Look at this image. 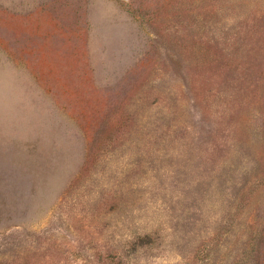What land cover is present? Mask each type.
I'll list each match as a JSON object with an SVG mask.
<instances>
[{"label":"rangeland","instance_id":"rangeland-1","mask_svg":"<svg viewBox=\"0 0 264 264\" xmlns=\"http://www.w3.org/2000/svg\"><path fill=\"white\" fill-rule=\"evenodd\" d=\"M0 264H264V0H0Z\"/></svg>","mask_w":264,"mask_h":264}]
</instances>
